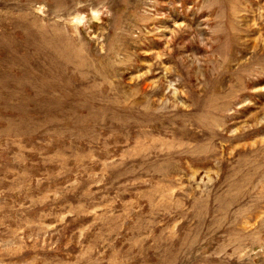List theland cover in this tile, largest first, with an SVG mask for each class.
Returning a JSON list of instances; mask_svg holds the SVG:
<instances>
[{
    "label": "rangeland",
    "instance_id": "1",
    "mask_svg": "<svg viewBox=\"0 0 264 264\" xmlns=\"http://www.w3.org/2000/svg\"><path fill=\"white\" fill-rule=\"evenodd\" d=\"M0 264H264V0H0Z\"/></svg>",
    "mask_w": 264,
    "mask_h": 264
}]
</instances>
